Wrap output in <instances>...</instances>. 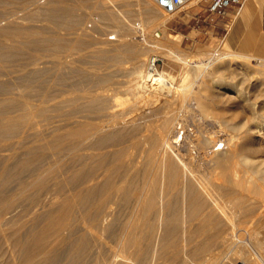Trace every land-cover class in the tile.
I'll use <instances>...</instances> for the list:
<instances>
[{
	"label": "bare ground",
	"instance_id": "bare-ground-1",
	"mask_svg": "<svg viewBox=\"0 0 264 264\" xmlns=\"http://www.w3.org/2000/svg\"><path fill=\"white\" fill-rule=\"evenodd\" d=\"M44 2L0 0V19L7 17L6 26L0 20V65L15 53L32 54L27 65L18 69L20 76L10 83L19 94L4 97L1 95L6 92L0 91V143L28 128L33 130L40 119L48 120L50 114L54 118L69 117L65 110L76 103H80L82 115L77 118L71 113L61 124L50 123L30 142L0 156V188L18 181L9 197L0 198V245L6 248L5 264H48L59 256L63 264H264V242L260 238L264 205L251 201L249 195L264 197L258 185L264 184V116L260 112L264 107L257 110L255 100L244 95L247 90L241 85L245 77L236 81L235 75H226L233 57L235 63L241 58L238 67L247 71L251 66L247 60L252 58L264 66V54L243 49L220 54L206 48L200 49L199 60L193 63L188 51L181 49V40L166 33L171 15L161 11L152 0ZM89 2L92 7L87 6ZM135 4L139 6L136 14L132 9ZM14 6L23 10L33 6L34 10L21 17ZM80 11H86L87 16L98 14L99 21H107L106 27L99 25V21L91 29L83 27L85 17L81 19ZM130 13L147 28L148 42L145 38L146 43L131 38L135 30L132 26L115 31L117 35L112 38L103 33L111 26L126 25L125 17ZM33 21L46 22L47 26L35 28L29 25ZM69 27L72 32L62 33ZM146 31L142 30V34ZM33 42L40 46L29 50L28 44ZM162 48L171 59L184 64L183 71L195 72L193 90L184 93L186 88H179L184 90L181 97L174 95V76L156 68L157 56L151 53ZM85 51L95 61V66L88 70L89 76L97 79L94 84L101 89L87 90L84 86L88 83L81 81L53 94L49 90L44 94L46 100L37 104L29 92L30 95L24 94L26 89L37 86L40 77L49 78L50 89L72 73H80L79 57ZM42 52H52L46 63L41 62ZM126 59L132 62L130 78L126 87L116 85L123 86L132 97L134 103L129 109L139 101H145L147 106L149 101L161 104L159 110L145 113L139 111L141 105L137 112L142 115L130 116L129 120H125L126 112L112 110L116 95H110L108 88L114 85L113 79L102 74L112 67L123 70ZM8 86L1 87L7 91ZM240 101L248 117L239 118ZM178 102L179 112L175 111ZM46 103L49 105L45 106ZM192 109L199 113L195 115V129H188L189 125L180 124L178 119ZM90 111L105 112L107 118L99 120L90 116ZM149 116L161 120L155 123L147 119ZM206 120L220 127L227 144L221 143L222 147L215 149L220 143L204 131ZM137 131L140 132L135 135ZM125 140L131 141V145L123 146ZM183 142L221 169L220 182L216 181L218 177L215 180L194 174L199 162L193 160L191 149L187 154L182 152ZM39 153L56 158L52 162L49 158V162L40 159L42 162L38 160ZM67 157L77 158L79 167L69 169ZM11 163H15V168L10 167ZM34 165L39 166L34 173L36 181L28 180L32 182L28 185L21 172ZM54 169L61 171V175L58 173L60 176L51 182L45 175ZM248 183L254 187L250 188ZM48 186L59 190L44 205V213L32 216L27 227L20 226L15 217L3 218L18 199L27 197L29 190L39 194ZM75 226L79 229L76 232ZM54 244L62 246L59 252L52 249ZM255 248L260 250L259 256H254Z\"/></svg>",
	"mask_w": 264,
	"mask_h": 264
},
{
	"label": "rangeland",
	"instance_id": "rangeland-1",
	"mask_svg": "<svg viewBox=\"0 0 264 264\" xmlns=\"http://www.w3.org/2000/svg\"><path fill=\"white\" fill-rule=\"evenodd\" d=\"M42 1L44 2V1H47V0H41V1L39 0L40 3H43ZM244 1L245 0H243V3H244ZM130 2H132V1H130ZM89 3L87 4V6L88 7H92V3L91 2H89ZM185 7L186 8H184L180 13H178V14H176L174 16H172V15L170 16L169 15L170 19H169V22L167 23L166 33H167L168 36H171L172 38H177V39L179 38L178 40H181V43H180L181 49L184 50V51H188L189 56L192 57V59H190V60L193 63H197L198 62L199 56H197V53L200 51V49L203 50V49L209 48V49L212 50V52L213 51H217V53H220V54L222 52L229 53V52L233 51L235 53H238L240 51L239 49H236L234 47H238L239 43L246 38L247 33H245V32L244 33H239L235 37L234 42H233V47H227V45H226L227 44L226 43L227 42L226 38H227V35L229 33L228 25L232 22L233 17L237 13V10H238L239 6H235V7L229 8L227 10L226 18L215 16L214 17V22H211V19L213 17H210V19L208 20L207 19V14L204 13V11L206 9L205 0H196L193 3H190V4L186 5ZM14 8H16V9L18 8V15L21 14V15H19L21 17L24 16L25 14L27 15L28 12L31 13L34 10L33 6H31L28 10L19 9L20 8L19 6H14ZM132 9L134 10L133 13L136 14L137 11L139 10V6L135 4ZM161 11H163V10H161ZM79 13H81L80 17L83 16V17H81V19H83L85 17L84 18L85 20L83 19V27L87 26L88 29H91L93 26H95V22L96 21L98 22L99 19H100V16L98 14H96V13L94 15H92V16H90V15L87 16L86 15L87 14L86 11L85 12L84 11H82V12L80 11ZM133 13L132 14L130 13V14H128V16L125 17L126 18V22H127L126 25H121V26H116V27L115 26H111V27L108 28L110 31L107 30V31H105L103 33L107 34V37L109 36V38H111L112 36L114 37V36L117 35L115 33V31H118V30H120L122 28H129L130 26H132L133 28H135L136 31L135 30L133 31V33L131 34V36H132L131 38H133L135 40H138V41L140 40L142 42L145 41V39H146V42H148V40H149V36H148V33H147L148 30L147 31L145 30L147 28H145V25H143V23H141V21H140L141 19L140 18H134V17H137V16H132ZM197 13L199 14V17H200V19H199L200 20V25L195 26V14H197ZM1 18H4V20H5V22H3L4 20L2 21V19H0L1 22H2L1 24L7 23V17L6 16H2ZM101 21H103V22H101ZM99 22H100L99 25L101 24L103 27H106V26H104V24L107 25L106 24L107 21L101 19ZM4 25L6 26V24H4ZM29 25H32L35 28H45L47 26L46 22H42V21H33ZM112 29H114V30H112ZM261 29L264 31V17H263V20L261 22ZM142 30L146 31V32H143V34H142ZM69 32H72V29L70 27H69V29L67 31H64L62 33H69ZM144 34H147V35H144ZM104 36L106 37V35H104ZM143 36H145V37H143ZM228 37H229V35H228ZM143 38H145V39H143ZM113 41H114V39H113ZM146 42H143V43H146ZM28 46H27L28 49L32 50V49H35L37 46H40V44H39V42L38 43L37 42H33V43H29ZM223 48H225V50ZM162 50H163V52H162ZM52 52H48V53L47 52H42L41 62L46 63L49 60V55ZM54 52H56V51H54ZM164 52H165V48L164 49L162 48V49H158V51L156 50V52L151 53V54H155L157 56L156 68H157V70L160 73L166 72V73H169L170 75L174 76L175 82H176V83L174 82V86H175L174 88L176 89V90L174 89V95L175 96L177 95V96L181 97V95H182L181 93L184 91V90L181 91L182 90L181 88H183V87L186 88L185 89L186 91H184V93L185 92L189 93L191 90H193L192 89V83L194 81V77H192V76H194L195 72L189 71V70H184L183 71L184 64L181 63L178 60L173 59V58L171 59L170 56L167 54V52H165V53ZM17 56H19V57H17ZM80 57H79V59H81V64H82V71L80 70L81 71V72L79 71L80 73H76V72L72 73L69 77H65L64 81L62 79L61 82L58 83V85L53 86L50 89L48 87V79L49 78L47 76L40 77L41 79H39V83L37 84V86H35L34 89H32L33 87L32 88L30 87V88L26 89L28 91H24L25 92L24 94L25 95H30L31 94V97H30L31 100L33 101V103L37 104L42 99L46 100V97H45L44 94H47L49 92V90H50L49 93L53 94L56 90L57 91L58 90H64V88H66V89L69 88L70 89V86L72 84H74V83H76V84H79V83H82V82L88 83V85L84 86V88L87 89V90L88 89L90 90V88L92 90L101 89L100 86H96V84H94L97 81V79L94 76H89L90 71H88V70H90V67L95 66V64H93V63H95V61H93L92 59H90L88 57L87 51H85ZM30 58H32V54L30 53V51L27 52L26 54H22V55L21 54L19 55L18 53H15L12 56H10V57L5 59L6 61L8 59V62L4 61L3 63H1V65H0V68H1L0 69V75H2V76H0L1 77L0 80H2V81H0V88H1L0 91L3 92V93L6 92V95H7L6 96V95L3 94L1 96H4V97H8V96L9 97H13L14 96L15 97V96H17V94H19L18 90L11 89L12 84H10V83L12 81L16 80L17 75H18V77L20 76V73L18 72V69L20 68V66L27 65V62L30 61ZM233 59H235V58L233 57ZM233 59L229 60L230 64H232V65L229 66V68L227 69L226 75L227 76H231V77H233V75H235L234 79L236 81L241 80V79H243L245 77V83L243 85H241V86H244V87H241V88L244 89L245 91L247 90V91H250V92L246 91L247 93L245 92L244 95L249 94L246 97L255 100L254 103H256V105L258 104L257 105V110L260 111L261 108L264 107V101H263L264 100V69H263L264 66L260 65V64H257V60L252 58V59L247 60V62L249 63V66L250 65L251 66L247 69V71H245L246 69L245 70H241L238 67L239 63L242 62V59L241 58H237L236 63H235V61H232ZM126 60H127V62L124 64L123 70H117L114 67H112L110 71H108V72L104 71V72H102V74H104L106 77L109 76L110 80L113 79L112 83L114 85L111 86L110 88H108L110 95H113V94L116 95V98H115L116 101L113 102V106L114 107L112 108V110L113 111L117 110L116 112H122V111L124 113L126 112L125 116L127 115L128 118L126 116L125 120L126 119L129 120V119H131L133 117V115L137 116V117L142 115V112H141V114H140V112H137L138 111L137 107L140 108V106L142 105L141 106L142 108H140L139 111H143V113H145V112H148V111L150 112L151 110H159L161 104L159 102H156V103L154 102V104H153L152 101H149L148 105H150V106H147V104L145 105V101H143V102L139 101L138 104H140V105L137 104L136 107L135 106L132 107L134 109L135 108H137V109H135V110L132 109V108L129 109L130 106H133L134 101L132 100V97L130 96L129 92L127 90H125L124 87H126L127 82H128V80L130 78L129 73H130V70L132 69V62L129 59H126ZM44 63L41 64L42 67L44 66ZM251 70H253V71H251ZM3 74H4V76H3ZM117 83L123 84L124 87L123 86L119 87L118 85H116ZM182 83H183V85H182ZM185 83H186V86H185ZM252 83H254V86H253ZM7 85H9L8 86L9 90L4 91L5 89H3V87H1V86H7ZM79 87L82 88V86H79ZM35 88H36V90H35ZM179 88L181 89L180 91L178 90ZM37 90L39 91L40 94L38 92H34V91H37ZM81 90H84V89L82 88ZM7 92H10V93L7 94ZM27 92H29L30 94L27 93ZM257 93H259V94L257 95ZM255 96H257L256 97L257 99H254ZM37 98H39V100ZM253 100H252V102H253ZM239 103H240L239 105H241V106L243 105V104H241V101ZM151 104H152V106H151ZM180 104L181 103L178 102L175 105L176 109H178L180 107ZM47 105H49V104L46 103L45 106H47ZM80 106H81L80 103H76V104L72 105L71 107L67 108L65 110V112L67 114L70 113V115H72L74 113L73 114L74 116L76 114L75 117L80 116V115H82ZM241 106H240V108H238L239 118L248 117L249 113L246 111V109L244 110V106H242L243 108ZM130 111H131L132 114L130 113ZM175 111L179 112L180 110L178 109V110H175ZM260 112L264 116V110L260 111ZM91 113H93V112L90 111L88 114L90 116H92V117H96L99 120H101V119L104 120V119L107 118L105 112L102 113V112H95L94 111L93 114H91ZM127 113H129V114H127ZM198 113H199V110L192 109L189 113H186L182 117H179L178 122H180V124L181 123L182 124L186 123L187 126L189 125L188 129H195V127H196L195 125L197 123V122H195V121H197L195 115H197ZM63 114H64V112H63ZM53 115L54 114H50L49 115L50 117L48 116V118H49L48 120L40 119V121H39V119H38L39 124L37 126H35V128L33 130L28 128V129L25 130V132L23 134H18V135L14 136V137H12V138H10L8 140L2 141L0 143L1 144L0 145V147H1L0 156L11 154V153L14 152V149L16 147H20L21 145H24L25 143L30 142L31 140H33L34 136L38 134V132L40 133L41 131H44V129H47V126L50 123H52V125H55V124H58L60 122V124H61V123L65 122V120H68L71 117L69 115V117H65L64 116L62 118H60V117L54 118ZM130 116H131V118H130ZM57 118H59V119H57ZM147 119H149L151 121H154V122L157 121L155 123H158V121L161 120V118L157 117V116H149ZM71 120H74V119H71ZM179 126H181V125H179ZM36 127H38V128H36ZM203 127H204V131L206 132V134L209 137H211L212 140L215 139V142L218 141L220 143L215 149H217L218 147H222V145L226 143V142H223L226 139V137L221 132L220 127L218 125L214 124L210 120H206L204 122ZM139 132L140 131H137L135 133V135H137V133H139ZM20 135H21V137H19ZM28 138H29V140H27ZM128 141L125 140L124 143H123V146L131 145V141H129V142ZM187 142H183L181 144L182 145L181 146V150H182L183 153L187 154L189 152V150L191 149L190 152H191V156L193 157V160L196 163L199 162L198 166L195 168V173L194 174L199 176V177H204V175H207L208 177L211 176V178H213L215 180L218 177L216 181L220 182L218 180H219V177H220V174H221L220 173L221 169L217 168L215 163L212 162V160L209 157L205 158V160H204L203 159L204 157H202L203 155L200 154L198 152V150H195L193 148H189L190 146L188 145ZM221 143H223V144H221ZM29 146H30V144H29ZM226 147H227V145H226ZM133 151H134L135 154L138 152L137 150H133ZM48 156L49 155L47 153L46 154L45 153L44 154L43 153L42 154L39 153L37 157L39 158L38 160L43 159L44 162H46V161L49 162V160H47L48 158L50 159V162L54 161L53 159L56 158V156L53 157V158H50ZM40 157H43V158H40ZM68 158L69 157L66 158V163L68 164L66 166L67 167L70 166L69 169H74V167L75 168L79 167V161H78L77 158H75V157H73V158L70 157L69 159ZM261 158H262L261 160L263 161L264 160V156H262ZM196 159H197V161H196ZM40 161H42V160H40ZM75 165H77V166H75ZM10 167L11 168L12 167L15 168V163H13V164L11 163ZM38 167H39L38 165H34V166L28 167L27 169H25V171L23 170L21 172V174L23 176L20 174L24 178V179L22 178V180L25 181L26 183H27L28 180H31L32 182H34V179H35V181H36L34 173L38 170ZM59 172H61V171L57 172V170L54 169V171L52 173L46 174L45 177H47L46 178L47 180L50 179L49 181L52 182L54 180L55 176H58L60 174ZM216 173L219 174V175H217ZM30 175H31V178L28 179V176H30ZM32 176H34V177H32ZM214 176H215V178H214ZM29 183H28V185H31V183L30 184ZM261 183L262 182H260V184H258V185L261 186L259 188V191L262 193L264 191V189H263L264 188L263 187L264 184L262 183V185H261ZM8 184H7L8 185L7 187H5L6 185H4V186H2L0 188V198L9 197V195H11L13 193V191H15L14 189H16L18 181L17 180H13V181L9 182ZM249 184L250 183H248V185ZM253 185L254 184L251 183L249 185L250 188H253L254 187ZM2 188H3V190H2ZM58 190H59V187L56 188V187H51V186H48L47 188L43 189L41 191V193L39 192V194H36V191L34 189L29 190L32 193V195H30V192L28 191L29 194H27V197L18 199L16 201V203L13 205V207L12 208H8L9 210L6 211L7 213L6 212L4 213V215H3L4 217L3 218L13 219L15 217V219L17 218V221L19 220V225L20 226L23 225L24 227H27L30 224V220H31L30 218L38 216V214L43 211V208H45V206L50 202L51 198L53 199V197H54L53 194H55ZM18 192H20V191H17V193ZM43 192H45V193H43ZM254 194L253 193L249 194L251 196V201H257V203H259V204H261V202H262V204L264 205V202H263L264 201V197H261L258 194L256 195V193H254ZM2 206H4V205H2ZM5 210H7V209H5ZM43 213L44 212H42V214ZM8 215H9V217H8ZM1 224L3 225V220H0V227H1ZM19 225L17 224V226H19ZM76 228L77 227L75 226V232L79 230L78 228L77 229ZM260 238L264 242V230L261 233ZM61 248H62V246L60 247L59 245L54 244L52 249L53 250L55 249L56 252H59V250ZM5 250H6L5 246L0 245V264H5V262H6L7 258H6V255H5ZM254 252H255L254 256L255 255L259 256L261 254L260 250L257 249V248L254 249ZM256 252H258L259 254L256 253ZM4 256H5V258H4ZM57 258H60V259H57ZM54 259L55 258L49 260L48 264H63L64 263L60 256L56 257L55 260Z\"/></svg>",
	"mask_w": 264,
	"mask_h": 264
},
{
	"label": "crops",
	"instance_id": "crops-1",
	"mask_svg": "<svg viewBox=\"0 0 264 264\" xmlns=\"http://www.w3.org/2000/svg\"><path fill=\"white\" fill-rule=\"evenodd\" d=\"M253 2L254 1L250 2V0L244 1L243 7H242L243 9L242 8L240 9L241 12L240 10H238L235 16L233 17V20L231 22L233 23L232 26L230 25L231 23L228 25V29L230 32L228 33L229 37L227 35L226 39L229 45L233 47V42H234L235 37L239 33L245 32L247 33L246 38L239 43L238 47H234V48L240 49V50L243 49L246 52H249L252 54H259V53L264 54L263 52L264 50L263 49L264 48V39H263L264 31L261 29V22L264 17V3L261 0H257V1L255 0V2L258 3L256 6L255 2L254 3Z\"/></svg>",
	"mask_w": 264,
	"mask_h": 264
},
{
	"label": "built area",
	"instance_id": "built-area-1",
	"mask_svg": "<svg viewBox=\"0 0 264 264\" xmlns=\"http://www.w3.org/2000/svg\"><path fill=\"white\" fill-rule=\"evenodd\" d=\"M168 15H176L180 13L186 5L195 2L196 0H152ZM207 19L210 17L211 22H214V17L219 16L226 18L227 10L229 8L239 6L238 10L243 7V0H205ZM237 10V11H238ZM199 14H195V26L200 25ZM112 38V37H111ZM113 40V39H112Z\"/></svg>",
	"mask_w": 264,
	"mask_h": 264
}]
</instances>
